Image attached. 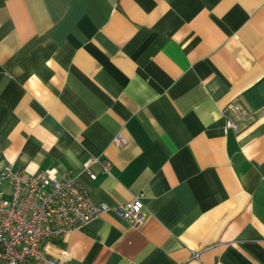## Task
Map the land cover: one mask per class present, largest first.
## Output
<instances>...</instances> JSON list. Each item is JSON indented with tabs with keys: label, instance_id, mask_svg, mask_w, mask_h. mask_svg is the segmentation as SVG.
Listing matches in <instances>:
<instances>
[{
	"label": "crops",
	"instance_id": "1",
	"mask_svg": "<svg viewBox=\"0 0 264 264\" xmlns=\"http://www.w3.org/2000/svg\"><path fill=\"white\" fill-rule=\"evenodd\" d=\"M5 167L144 195L66 234L72 264H264V0H0Z\"/></svg>",
	"mask_w": 264,
	"mask_h": 264
},
{
	"label": "built area",
	"instance_id": "2",
	"mask_svg": "<svg viewBox=\"0 0 264 264\" xmlns=\"http://www.w3.org/2000/svg\"><path fill=\"white\" fill-rule=\"evenodd\" d=\"M224 112L226 127L234 132L247 123L248 113L236 100ZM114 141L119 146L125 144L120 135ZM84 170L95 179L87 164ZM108 170L106 163L103 172ZM143 198L140 193L109 207L93 202L67 174L57 178L45 171L28 174L5 167L0 171V264H72L69 254L57 246L66 234L84 229L94 218L109 212L137 227L143 220Z\"/></svg>",
	"mask_w": 264,
	"mask_h": 264
}]
</instances>
